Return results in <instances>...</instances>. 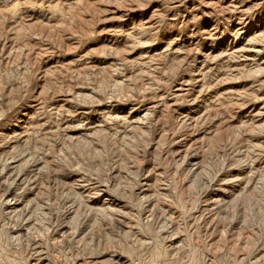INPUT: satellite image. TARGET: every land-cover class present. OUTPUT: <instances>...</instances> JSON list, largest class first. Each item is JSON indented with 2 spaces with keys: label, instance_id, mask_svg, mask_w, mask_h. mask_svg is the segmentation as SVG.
<instances>
[{
  "label": "rangeland",
  "instance_id": "rangeland-1",
  "mask_svg": "<svg viewBox=\"0 0 264 264\" xmlns=\"http://www.w3.org/2000/svg\"><path fill=\"white\" fill-rule=\"evenodd\" d=\"M0 264H264V0H0Z\"/></svg>",
  "mask_w": 264,
  "mask_h": 264
},
{
  "label": "bare ground",
  "instance_id": "bare-ground-1",
  "mask_svg": "<svg viewBox=\"0 0 264 264\" xmlns=\"http://www.w3.org/2000/svg\"><path fill=\"white\" fill-rule=\"evenodd\" d=\"M5 193H6V192H5ZM9 197H10V196H8V195L6 196L5 199H8V200H6V202H7V201H10V198H9Z\"/></svg>",
  "mask_w": 264,
  "mask_h": 264
}]
</instances>
